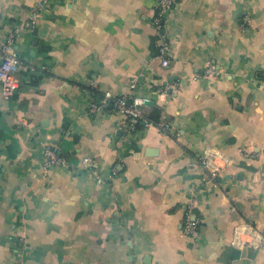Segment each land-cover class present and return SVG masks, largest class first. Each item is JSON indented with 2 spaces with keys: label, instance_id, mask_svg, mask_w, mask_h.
<instances>
[{
  "label": "crops",
  "instance_id": "0c3cea01",
  "mask_svg": "<svg viewBox=\"0 0 264 264\" xmlns=\"http://www.w3.org/2000/svg\"><path fill=\"white\" fill-rule=\"evenodd\" d=\"M36 5L0 0L21 56L0 85V264H264V0H182L160 31L157 0ZM93 87L144 97L153 124L90 112ZM46 147L69 166L45 171ZM206 148L231 160L218 187Z\"/></svg>",
  "mask_w": 264,
  "mask_h": 264
},
{
  "label": "built area",
  "instance_id": "2783aa9c",
  "mask_svg": "<svg viewBox=\"0 0 264 264\" xmlns=\"http://www.w3.org/2000/svg\"><path fill=\"white\" fill-rule=\"evenodd\" d=\"M51 0H37L35 7L34 17L38 15L39 11H42ZM182 0H157V13L154 18V25L158 31L163 26L164 19L168 16L170 11L175 7L177 3ZM248 20V17H246ZM16 34L11 33L5 39H0V85L2 97L9 99L20 87V80L18 77L19 68L21 65V56L14 50ZM159 57L162 59V65L167 67L170 63V51L171 44L166 38H162L159 41ZM205 73L215 74L217 72L216 65L209 62ZM136 79L130 81V90L136 87ZM172 89L177 92V85H173ZM146 99L138 95L118 94L114 93L110 89L98 90L92 88L89 111L92 113H98L106 110L109 106H112L118 113L123 114L128 121V127L130 130L137 128L140 122L146 125H152V121L147 117L145 113ZM159 125V124H158ZM161 131L168 132L170 127L168 124L159 125ZM91 162L89 157H85L82 160V164L86 165ZM231 162L229 157L225 154L215 151L212 148H206L202 157V167L206 173L207 179L212 182L213 186L218 187L217 181L224 172L223 169ZM55 166H69L66 157L57 147H46L44 150L43 169L45 171L50 170ZM231 210L236 211L235 207ZM200 218L195 214L193 206L189 205L184 222V234L189 238H197L200 234ZM250 231L252 229L249 227Z\"/></svg>",
  "mask_w": 264,
  "mask_h": 264
},
{
  "label": "water",
  "instance_id": "95a60500",
  "mask_svg": "<svg viewBox=\"0 0 264 264\" xmlns=\"http://www.w3.org/2000/svg\"><path fill=\"white\" fill-rule=\"evenodd\" d=\"M235 254H238L239 253V250L238 249H234L233 250Z\"/></svg>",
  "mask_w": 264,
  "mask_h": 264
}]
</instances>
